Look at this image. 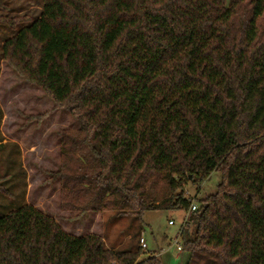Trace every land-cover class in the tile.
I'll list each match as a JSON object with an SVG mask.
<instances>
[{
  "label": "trees",
  "instance_id": "1",
  "mask_svg": "<svg viewBox=\"0 0 264 264\" xmlns=\"http://www.w3.org/2000/svg\"><path fill=\"white\" fill-rule=\"evenodd\" d=\"M41 6L0 16L15 27L0 59L76 122L49 173L61 209L141 218L195 203L178 235L186 264H264V0ZM213 172V195L186 197ZM141 250L69 235L29 204L0 218V264H160Z\"/></svg>",
  "mask_w": 264,
  "mask_h": 264
},
{
  "label": "rangeland",
  "instance_id": "2",
  "mask_svg": "<svg viewBox=\"0 0 264 264\" xmlns=\"http://www.w3.org/2000/svg\"><path fill=\"white\" fill-rule=\"evenodd\" d=\"M41 2L8 0L9 9L0 8V16L8 22L36 17ZM8 22L0 21V47L15 31ZM52 107L40 89L25 83L0 59V218L29 204L53 218L69 235H97L116 251L140 247L142 238L147 249L141 248V260L155 256L160 264H186L187 256L177 251L178 235L187 217L183 210L150 212L138 218L109 210L80 214L61 209L59 180L52 181L49 173L56 172L60 164L59 132L77 126L67 112H52ZM44 113L49 115L39 124L25 122L26 116ZM221 179L219 172H213L199 187L188 185L184 194L194 202L202 200L216 192Z\"/></svg>",
  "mask_w": 264,
  "mask_h": 264
},
{
  "label": "built area",
  "instance_id": "3",
  "mask_svg": "<svg viewBox=\"0 0 264 264\" xmlns=\"http://www.w3.org/2000/svg\"><path fill=\"white\" fill-rule=\"evenodd\" d=\"M196 209H197V206H196L194 203H192V205H191V207H190V210L188 211L187 215H188L189 213H191V212L196 211ZM139 244H140V247H141L142 249L145 250V249L147 248L146 243H145V241H144L142 238L139 240ZM177 245H178V246H177V251L181 253V251H182L181 244L178 242Z\"/></svg>",
  "mask_w": 264,
  "mask_h": 264
},
{
  "label": "crops",
  "instance_id": "4",
  "mask_svg": "<svg viewBox=\"0 0 264 264\" xmlns=\"http://www.w3.org/2000/svg\"><path fill=\"white\" fill-rule=\"evenodd\" d=\"M147 249V248H146ZM152 253V252H151ZM151 255V254H150ZM153 255H155V254H153ZM141 260V259H140ZM143 261V260H142Z\"/></svg>",
  "mask_w": 264,
  "mask_h": 264
}]
</instances>
